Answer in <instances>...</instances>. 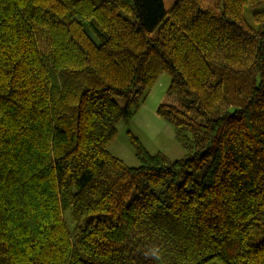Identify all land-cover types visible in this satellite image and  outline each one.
I'll list each match as a JSON object with an SVG mask.
<instances>
[{"label": "trees", "instance_id": "obj_1", "mask_svg": "<svg viewBox=\"0 0 264 264\" xmlns=\"http://www.w3.org/2000/svg\"><path fill=\"white\" fill-rule=\"evenodd\" d=\"M257 5L0 0V264H264ZM163 72L156 113L186 154L127 130L130 166L116 124Z\"/></svg>", "mask_w": 264, "mask_h": 264}, {"label": "rangeland", "instance_id": "obj_2", "mask_svg": "<svg viewBox=\"0 0 264 264\" xmlns=\"http://www.w3.org/2000/svg\"><path fill=\"white\" fill-rule=\"evenodd\" d=\"M263 8V5H257L255 7L244 6L243 14L246 21L254 25L252 14ZM165 75L168 74L165 73ZM135 115L129 119L121 118L116 124L117 134L109 145V150L114 155L122 159L128 165L138 164V159L134 156L128 142L127 130H131L138 137L140 136L141 142L150 152L165 149L166 154L170 158H180L186 154L185 149L181 147L174 138L173 126L161 118L157 113L148 114L140 112L137 118H134ZM64 215L68 225L72 227L70 210H67Z\"/></svg>", "mask_w": 264, "mask_h": 264}, {"label": "crops", "instance_id": "obj_3", "mask_svg": "<svg viewBox=\"0 0 264 264\" xmlns=\"http://www.w3.org/2000/svg\"><path fill=\"white\" fill-rule=\"evenodd\" d=\"M170 80H171L170 76L165 75V73H161L159 75L156 83L153 85V87L147 93L146 98L144 99L142 105L140 106V108L137 111V114L136 113H135L136 115L134 114L135 115L134 118H137V116L140 114V112L148 113V114H151L154 112L156 113L157 105H158L159 101L161 100L163 94L165 93L167 87L169 86ZM128 131H131V130H128ZM138 138L140 139V136ZM162 151L165 152V149H162ZM130 166H135V165H130Z\"/></svg>", "mask_w": 264, "mask_h": 264}, {"label": "clouds", "instance_id": "obj_4", "mask_svg": "<svg viewBox=\"0 0 264 264\" xmlns=\"http://www.w3.org/2000/svg\"><path fill=\"white\" fill-rule=\"evenodd\" d=\"M162 249L158 245H151L143 251V255L146 259L160 260L162 256Z\"/></svg>", "mask_w": 264, "mask_h": 264}]
</instances>
